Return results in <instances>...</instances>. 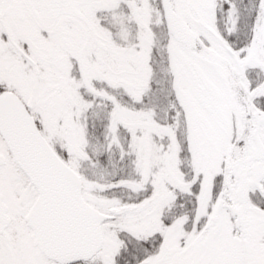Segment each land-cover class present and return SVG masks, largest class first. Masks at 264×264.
<instances>
[{
  "label": "snow or ice",
  "instance_id": "snow-or-ice-1",
  "mask_svg": "<svg viewBox=\"0 0 264 264\" xmlns=\"http://www.w3.org/2000/svg\"><path fill=\"white\" fill-rule=\"evenodd\" d=\"M0 264H264V0H0Z\"/></svg>",
  "mask_w": 264,
  "mask_h": 264
}]
</instances>
